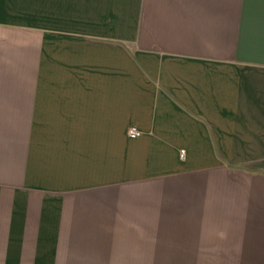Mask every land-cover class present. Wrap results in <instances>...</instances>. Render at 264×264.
Here are the masks:
<instances>
[{
  "label": "crops",
  "instance_id": "crops-1",
  "mask_svg": "<svg viewBox=\"0 0 264 264\" xmlns=\"http://www.w3.org/2000/svg\"><path fill=\"white\" fill-rule=\"evenodd\" d=\"M165 255L264 264V0H0V264Z\"/></svg>",
  "mask_w": 264,
  "mask_h": 264
},
{
  "label": "built area",
  "instance_id": "built-area-1",
  "mask_svg": "<svg viewBox=\"0 0 264 264\" xmlns=\"http://www.w3.org/2000/svg\"><path fill=\"white\" fill-rule=\"evenodd\" d=\"M127 133H128L129 138H131V139H136L139 136H141V131L136 126H131L128 129ZM180 155H181V157H183V155H184V151L183 150L180 152Z\"/></svg>",
  "mask_w": 264,
  "mask_h": 264
},
{
  "label": "rangeland",
  "instance_id": "rangeland-1",
  "mask_svg": "<svg viewBox=\"0 0 264 264\" xmlns=\"http://www.w3.org/2000/svg\"><path fill=\"white\" fill-rule=\"evenodd\" d=\"M3 129L5 130L7 128H3ZM9 129H11V128H9ZM162 258H163L162 264H184V259L182 261L181 260H175L176 256L165 255Z\"/></svg>",
  "mask_w": 264,
  "mask_h": 264
}]
</instances>
